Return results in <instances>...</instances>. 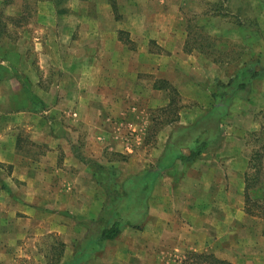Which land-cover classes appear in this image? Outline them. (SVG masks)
<instances>
[{"label": "crops", "instance_id": "0c3cea01", "mask_svg": "<svg viewBox=\"0 0 264 264\" xmlns=\"http://www.w3.org/2000/svg\"><path fill=\"white\" fill-rule=\"evenodd\" d=\"M83 2L50 22L58 28L55 39L72 45L45 53L56 59L54 96L24 93L1 112L0 171L7 175L0 185L7 192L0 193V264L30 256L9 254L31 232L60 237L56 264H264V216L246 209L250 158L240 142L264 100V36L250 27L256 22L231 23L229 44L239 41L250 53L227 61L187 44L189 22L176 17L172 3L160 16L153 0ZM121 31L141 44L129 47ZM215 37L225 51L227 43ZM153 40L156 49L146 43ZM64 56L72 58L69 64ZM252 60L261 75L245 98L233 97L220 142L194 161H174L156 179L138 226L124 225L118 237L94 251L90 245L79 259V247L88 245L86 222L105 216L109 224L110 186L158 169L176 127L192 125L214 106L210 77L228 83ZM169 85L192 104L166 122L155 145L140 140L133 146L126 134L142 136L153 126L155 110L171 102ZM20 129L30 131L34 150L20 143Z\"/></svg>", "mask_w": 264, "mask_h": 264}, {"label": "rangeland", "instance_id": "374dc122", "mask_svg": "<svg viewBox=\"0 0 264 264\" xmlns=\"http://www.w3.org/2000/svg\"><path fill=\"white\" fill-rule=\"evenodd\" d=\"M80 1L81 3H84L83 1L86 3L87 0H0V116L4 117L5 113L1 112L11 109V106H15V104L17 106L18 98L23 96L24 93L32 94L33 92L42 93L47 91L49 97L54 96L56 91H54L52 85L56 81V59L47 57L45 53L50 54L55 48L71 49L72 45L69 40L61 42L58 35L55 39L54 34H56L58 28L50 22H54L56 16L73 10L72 7L77 6L75 3ZM116 1L119 6V4L128 0ZM153 1L155 4L152 9L155 11L160 9L157 11L160 16L163 13L162 7L165 9L170 8L172 3L174 6L172 10H175L174 14H176V17L187 19L189 22L184 25V27H187L188 32L187 44L195 47L203 45L211 53L212 58L218 57L219 59L227 60L237 55L247 56L250 53L246 47L238 44L239 41H232L229 44L231 39L227 34L234 28L231 25L233 21L243 22L249 20L251 23L256 22L254 26L250 27L256 34L264 36V0ZM102 8L101 5V10ZM119 12L118 9L112 8V13L115 17H118V14L120 15ZM41 18H46L48 22L44 23ZM120 35L131 48H136L141 44V42L130 36L128 32L121 31ZM215 35L223 38L221 42L227 43L225 51L220 48L221 43L218 40L216 41ZM144 43L145 41H143V46L147 43L152 49H156L159 46L154 40ZM10 51L15 53L12 54ZM71 60L72 58L70 57L66 58L64 56L62 58L63 64H69ZM218 80L220 79L215 76L210 77L211 85H215ZM162 86L166 87V84L162 83ZM167 87L170 91L171 102L163 108L160 107L155 110L153 120L157 119L153 126H146L147 128L142 136L137 131L134 134L131 132L126 134V139L133 146L138 144L137 142L140 140V144L155 145L158 141L157 132H160L166 122L176 120L180 109L185 105L192 104L185 102L178 89L174 86L169 85ZM263 107L264 100L262 99L256 108L254 127L240 139L241 144L246 149V155L250 158V169L246 174V185H249V189L246 191L247 194H245L246 209L262 216H264ZM20 126L21 128L23 127V125ZM222 127L224 130L225 126L223 125ZM18 132L20 143L26 148L34 150L35 144L31 139L32 134L30 131L20 129ZM6 175L4 168V170L0 171V179L4 180ZM123 182L125 181L120 180L116 185L110 186L108 190V198L110 200L115 199L116 196L123 195L124 192L121 190ZM2 192H7V186L4 184L0 185V193ZM90 222H86L85 225L88 229H90ZM106 222L107 219L103 216L98 220L96 227L99 229ZM97 228L95 229V235L96 231H98ZM18 242H20L19 245L22 243L26 245L23 248L13 250L9 255L15 257L19 255L21 258L29 254L30 256L26 257L22 264H56V259H58L62 247L60 246V237L53 234L36 235L31 232ZM84 247L85 245H81L79 249L88 252Z\"/></svg>", "mask_w": 264, "mask_h": 264}, {"label": "trees", "instance_id": "16d2710c", "mask_svg": "<svg viewBox=\"0 0 264 264\" xmlns=\"http://www.w3.org/2000/svg\"><path fill=\"white\" fill-rule=\"evenodd\" d=\"M257 65L258 61L252 60L239 68L228 83L216 82L212 90L214 106L192 125L176 127L169 139L166 152L159 162V168L149 169L140 175L130 177L123 183V195L109 200L107 206L110 212L109 224L105 225L101 232L96 231L95 235L97 222L89 223L90 230L84 239L88 244L85 245V250H88L90 245H95L96 247L92 249L94 251L101 246L102 241L118 237L124 225L137 227L146 216L147 199L156 179L170 169L174 161L178 159L185 162L194 161L207 148L220 142L223 137L221 120L229 114L233 97L245 98L250 92L249 84L260 77L261 70L257 69ZM183 149H188V153ZM246 189H249V185ZM87 255L89 250L88 252L80 250L78 254L79 259ZM220 264L230 263L220 261Z\"/></svg>", "mask_w": 264, "mask_h": 264}]
</instances>
